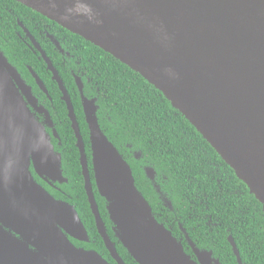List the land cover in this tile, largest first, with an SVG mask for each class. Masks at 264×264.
Listing matches in <instances>:
<instances>
[{
  "label": "water",
  "instance_id": "95a60500",
  "mask_svg": "<svg viewBox=\"0 0 264 264\" xmlns=\"http://www.w3.org/2000/svg\"><path fill=\"white\" fill-rule=\"evenodd\" d=\"M16 1L140 73L196 127L264 210V0ZM47 60L77 138L97 230L112 256L124 264L99 210L72 97ZM78 85L95 183L119 242L138 264H198L157 219L131 164L100 124L97 98L83 96ZM35 102L32 86L0 48V264H110L99 252L71 241L70 236L89 240L78 210L34 177L32 165L45 179L68 180L51 135L29 106ZM143 169L172 207L156 182L155 168ZM228 239L243 264L233 236ZM194 249L203 264H221L212 251Z\"/></svg>",
  "mask_w": 264,
  "mask_h": 264
},
{
  "label": "trees",
  "instance_id": "16d2710c",
  "mask_svg": "<svg viewBox=\"0 0 264 264\" xmlns=\"http://www.w3.org/2000/svg\"><path fill=\"white\" fill-rule=\"evenodd\" d=\"M11 1L25 6L16 0ZM6 18V13L0 10V26L4 23L8 27ZM74 35L88 45V54L95 55L92 62H96L95 69L105 80L106 92L100 97L99 103L100 109L102 107L111 113V118L108 117L104 122L99 113L100 124L131 164L137 186L151 204L157 219L171 229L176 237L182 235V229L177 224L181 222L190 239L200 247L214 250L223 264H239L228 239L230 235L237 244L243 264H264V210L247 184L238 178L234 169L160 90L112 54L80 35ZM55 65L72 96L90 159L89 128L76 94L73 76L70 71ZM48 89L61 119L58 132L63 141V167L71 180L63 188L68 190L73 187L77 196L76 203H73L89 234L96 237L94 247L103 253L106 247L97 231L85 190L77 138L66 104L57 86L52 88L48 85ZM136 153H140V158L136 157ZM145 165L155 168L156 182L170 199L172 207L164 202L145 175ZM89 166L92 169L91 162ZM91 173L95 182L92 170ZM94 191L101 216L110 226L106 201L95 183ZM197 214L207 215L206 221L209 216L214 221L218 218L217 226L206 224ZM170 220H176L174 229L169 226ZM108 229L120 254L125 259L131 257L134 260L112 229Z\"/></svg>",
  "mask_w": 264,
  "mask_h": 264
},
{
  "label": "flooded vegetation",
  "instance_id": "af4514ba",
  "mask_svg": "<svg viewBox=\"0 0 264 264\" xmlns=\"http://www.w3.org/2000/svg\"><path fill=\"white\" fill-rule=\"evenodd\" d=\"M0 2H2L0 3V10L6 13L7 16L6 19L8 21V27L4 23L1 24L0 26V46L5 52L8 59L11 61V63L18 69L22 77L28 82L29 85L32 86L33 92L36 94L38 98V102H35L36 103L35 106L31 104L29 106L31 107L32 111L36 114L39 121L46 127L47 131L51 135V143L54 145L55 153L56 155L61 154L62 162H63V153H62L63 149H61L63 146V141L61 135L58 132V124L61 123V119L58 114L57 107L54 104L52 95L48 89V85H50L52 88L57 86L59 90L60 87L58 82L54 79V73L52 69L49 67L47 58L52 62V65L58 70V72L59 69L56 67L55 64H58L60 67L64 68L65 71L71 72L76 85V94L81 101V107L83 109L82 96L78 83L81 85V91L83 96L90 99L97 98V103L99 105H100L99 103L100 97L104 95L103 94L104 92H106V89L104 87L105 80L102 78V74L96 71L94 66L96 62L95 61L92 62V58L95 60L96 57L94 54L87 53L88 45H86L83 40L79 39L77 36L74 35L73 32H70L69 30H67L57 22L47 18L46 16L40 13H37L35 10L30 9L27 6L24 7L20 6L14 1L8 0V2H4V0H0ZM39 82L43 84L44 88H46V91L43 89V87H41V85H39ZM61 99H62V92H61ZM99 113L101 115V120H103L104 122L108 120V117L111 118V113L109 111H105L102 107L101 109L99 108L98 114ZM55 133H57L58 136ZM89 149L91 151V146ZM79 159H80V151H79ZM88 161L89 164L90 162L92 163V151H91L90 159L88 157ZM91 168L92 169H90V172L92 170L94 175L93 164ZM32 171L34 173V177L36 178V180L44 188H46L55 198L69 202L77 209L75 205L76 203L75 200L77 196H75L73 187L70 189L67 188L68 190L63 188L65 184L69 185L71 183V180H69L70 178L66 174L64 167H63L64 175L68 178L67 181L63 179L64 182L56 181L51 177H49L48 179L41 177L39 174L36 173L33 165H32ZM91 177H92V173H91ZM197 215L198 217L202 218L206 224H212V226H217L216 221L218 218L216 219V221H214L212 219V216H209V218L206 221L207 215H202V214H197ZM175 223L176 220L171 221L169 223V226L172 229H174ZM177 224L178 227L182 229L181 231L182 235H179L177 237L182 240L185 250L187 251L188 254H190V256L195 261L198 262V264H203V263L200 261V258L194 248L196 249L199 248V250L201 251L204 250L212 251L213 252L212 254L214 256V258L213 256L212 258L213 259L219 258L218 256L215 255L214 250L208 247H200L196 243L194 244L190 243L191 241L190 239H188L189 235L185 230H183L185 228L183 227L182 223L178 222ZM108 228H111L113 231V225L111 222H110V226H107V230H109ZM113 234L115 235L114 231ZM70 239L79 248L97 251L96 248L94 247V245H96V237H92L90 234H89V240H81L73 236H70ZM102 240L104 242L103 238ZM105 247L107 252L106 251H103V253H100L99 251L97 252H99L110 264H120V262L117 261L112 256L106 244ZM118 253L123 259L124 264H138L131 257H127V259H125L120 254L119 251ZM210 263L217 264L212 260ZM221 264H223L222 261Z\"/></svg>",
  "mask_w": 264,
  "mask_h": 264
}]
</instances>
